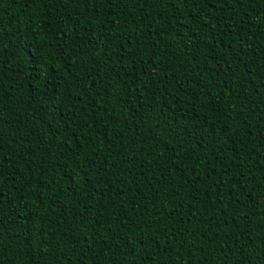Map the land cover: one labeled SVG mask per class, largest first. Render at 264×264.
Here are the masks:
<instances>
[{"label": "trees", "instance_id": "trees-1", "mask_svg": "<svg viewBox=\"0 0 264 264\" xmlns=\"http://www.w3.org/2000/svg\"><path fill=\"white\" fill-rule=\"evenodd\" d=\"M0 264H264V0H0Z\"/></svg>", "mask_w": 264, "mask_h": 264}]
</instances>
